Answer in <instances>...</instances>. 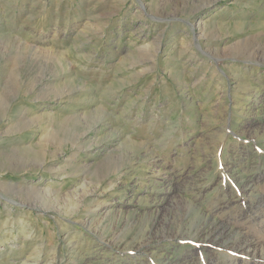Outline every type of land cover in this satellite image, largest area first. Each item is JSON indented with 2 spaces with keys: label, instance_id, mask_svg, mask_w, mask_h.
I'll use <instances>...</instances> for the list:
<instances>
[{
  "label": "rangeland",
  "instance_id": "374dc122",
  "mask_svg": "<svg viewBox=\"0 0 264 264\" xmlns=\"http://www.w3.org/2000/svg\"><path fill=\"white\" fill-rule=\"evenodd\" d=\"M209 1L0 0V264H264V0Z\"/></svg>",
  "mask_w": 264,
  "mask_h": 264
},
{
  "label": "bare ground",
  "instance_id": "6f19581e",
  "mask_svg": "<svg viewBox=\"0 0 264 264\" xmlns=\"http://www.w3.org/2000/svg\"><path fill=\"white\" fill-rule=\"evenodd\" d=\"M170 1V0H169ZM212 1L214 2L215 0H211V1H209V2H211L212 3ZM208 3V2H207ZM214 4V3H213ZM213 4H211V6L213 5ZM201 7V6H200ZM201 11V10H200ZM150 12V11H149ZM151 12H153V11H151ZM202 13V12H201ZM201 13H199V14H196V15H194L193 16V23L192 22H190V25L192 26V32H193V34L195 33V35L197 36V32H198V36H202V34H204V32L207 30V27H208V23H206V22H200V19L202 18L201 16H200V14ZM188 15V14H187ZM199 16V17H198ZM183 18V17H182ZM186 19V18H185ZM188 22V21H187ZM195 23H196V26H195ZM189 26V25H188ZM193 28H195V30L197 31V32H195L194 30H193ZM185 32V31H184ZM145 33V32H144ZM143 34V33H142ZM146 34L147 33H145V36H146ZM195 35H192V36H194L195 37ZM207 36V35H206ZM189 37V36H188ZM193 37V38H194ZM143 45V44H142ZM195 45V44H194ZM145 46V45H144ZM141 48V47H140ZM148 48V47H147ZM159 48V47H158ZM209 48V47H208ZM249 48V47H248ZM251 48V47H250ZM250 48H249V50H250ZM145 49H146V47H145ZM264 49V48H263ZM148 50V49H147ZM157 50V49H156ZM261 50V49H260ZM255 51V50H254ZM257 51V50H256ZM148 52V51H147ZM246 52V51H245ZM262 52V51H261ZM252 53V52H251ZM254 55H255V53H254ZM228 86V85H227ZM239 88V87H238ZM232 89V88H231ZM248 89V88H247ZM250 94V93H249ZM43 120V119H42ZM71 120H72V118H71ZM66 121H67V119H66ZM90 130V129H89ZM86 132V131H85ZM42 140V139H41ZM75 140V139H74ZM39 151H41L40 149H39ZM112 153V152H111ZM146 157V156H145ZM134 159V158H133ZM47 163V162H46ZM154 163V162H153ZM41 165V164H40ZM23 166V165H22ZM109 174V173H108ZM102 177V176H101ZM110 177V176H109ZM103 179V178H102ZM113 180V179H112ZM103 181V180H102ZM101 181V182H102ZM110 181V180H109ZM108 181V182H109ZM100 182V181H99ZM118 182V181H117ZM110 184V183H109ZM159 187V186H158ZM98 188V187H97ZM251 189V188H250ZM90 189H88V191H89ZM83 192H84V188H83ZM79 193V192H78ZM47 194V193H46ZM80 197V196H79ZM45 199V198H44ZM52 199V198H51ZM56 199V198H55ZM80 199V198H79ZM50 200V199H49ZM83 200V199H82ZM253 200V199H252ZM50 201H52V200H50ZM97 201V200H96ZM48 202V201H47ZM79 202V201H78ZM84 202V201H83ZM98 203L99 202H96V204L95 205H98ZM188 203V202H187ZM77 205V204H76ZM81 205V204H80ZM79 206V205H78ZM46 208V207H45ZM51 208H52V206H51ZM112 208V207H111ZM75 209V208H74ZM110 210V208L108 209H106L103 213H95V215H97V219L96 220H98L97 222H102L103 220H114V219H116L118 216H119V214L121 213V211H118V210H114V208H112L111 210L112 211H109ZM43 211H44V209H43ZM48 211V210H47ZM90 211H92L93 213L95 212V209L93 208V210H89V212ZM96 212H97V210H96ZM72 214V213H71ZM92 215V214H91ZM123 215V214H122ZM89 216H90V214H89ZM88 216V217H89ZM94 220V219H93ZM88 222H90V221H88ZM115 222V221H114ZM83 223V222H82ZM85 223V222H84ZM116 223V222H115ZM122 223V222H121ZM90 224V223H89ZM109 224V223H108ZM107 225V224H106ZM119 225V224H118ZM117 225V226H118ZM212 225V224H211ZM97 226V225H96ZM100 226H101V224H100ZM99 226V227H100ZM111 226V225H110ZM214 226V225H213ZM106 227V226H105ZM89 228V227H88ZM110 228V227H109ZM199 228V227H198ZM201 228V227H200ZM204 228V227H203ZM215 228V227H214ZM101 229V228H100ZM210 229V228H209ZM217 229H219V228H217ZM102 230V229H101ZM113 230H116V229H113ZM207 231V230H206ZM228 231V230H227ZM215 232V231H214ZM223 232V231H222ZM226 233V232H225ZM197 234V233H196ZM211 234V233H210ZM220 234V233H219ZM228 234V233H227ZM233 234V233H232ZM106 235V234H105ZM198 235V234H197ZM204 236V235H203ZM241 236V235H240ZM117 237V236H116ZM220 237H222V236H220ZM115 238V237H114ZM202 238V237H201ZM227 238V237H226ZM235 239V238H234ZM117 240V239H116ZM138 243H140V241L138 242ZM148 243V242H147ZM146 244V243H145ZM145 244H144V246H145ZM251 249V248H250ZM253 255V254H252ZM26 263V262H25Z\"/></svg>",
  "mask_w": 264,
  "mask_h": 264
}]
</instances>
